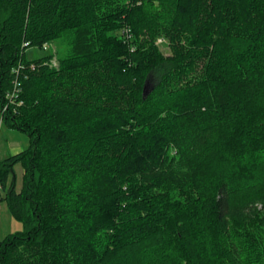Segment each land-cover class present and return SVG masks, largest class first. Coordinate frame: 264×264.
<instances>
[{
  "label": "trees",
  "instance_id": "trees-1",
  "mask_svg": "<svg viewBox=\"0 0 264 264\" xmlns=\"http://www.w3.org/2000/svg\"><path fill=\"white\" fill-rule=\"evenodd\" d=\"M0 112V264H264V0H0Z\"/></svg>",
  "mask_w": 264,
  "mask_h": 264
},
{
  "label": "rangeland",
  "instance_id": "rangeland-1",
  "mask_svg": "<svg viewBox=\"0 0 264 264\" xmlns=\"http://www.w3.org/2000/svg\"><path fill=\"white\" fill-rule=\"evenodd\" d=\"M162 45V50L166 55L170 54V49L164 40L159 42ZM53 46L51 51H44L39 47L28 48L26 50V58L30 61L42 58L52 53L57 58L56 54L60 52L57 46ZM59 50H58V49ZM62 56V53L58 57ZM29 147L28 136L16 129L10 128L5 122L2 121L0 112V163L10 156H13L17 151H23ZM23 167L17 164L14 167V173L10 175L7 185L15 183L17 192H20L23 187ZM8 190V189H7ZM7 190H0V199L5 196ZM24 231V226L13 217L10 208L6 201H0V242L4 241L8 236Z\"/></svg>",
  "mask_w": 264,
  "mask_h": 264
},
{
  "label": "built area",
  "instance_id": "built-area-1",
  "mask_svg": "<svg viewBox=\"0 0 264 264\" xmlns=\"http://www.w3.org/2000/svg\"><path fill=\"white\" fill-rule=\"evenodd\" d=\"M128 37H130L129 32H128ZM159 42H161V40ZM42 49L44 51H51L53 49V46L51 44H45ZM52 65L54 67H57L58 66L57 59H53ZM32 69H35V66H32ZM20 93H21V84L20 83H16L14 90L11 93H8L7 99L12 102L13 99L15 97H18ZM20 104H22V102H20ZM5 110H7V108ZM0 190H1V187H0Z\"/></svg>",
  "mask_w": 264,
  "mask_h": 264
},
{
  "label": "water",
  "instance_id": "water-1",
  "mask_svg": "<svg viewBox=\"0 0 264 264\" xmlns=\"http://www.w3.org/2000/svg\"><path fill=\"white\" fill-rule=\"evenodd\" d=\"M147 95V87L145 86V90H144V96Z\"/></svg>",
  "mask_w": 264,
  "mask_h": 264
},
{
  "label": "crops",
  "instance_id": "crops-1",
  "mask_svg": "<svg viewBox=\"0 0 264 264\" xmlns=\"http://www.w3.org/2000/svg\"><path fill=\"white\" fill-rule=\"evenodd\" d=\"M21 151H17V152H15V154L14 155H16V154H19Z\"/></svg>",
  "mask_w": 264,
  "mask_h": 264
}]
</instances>
